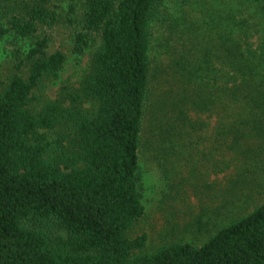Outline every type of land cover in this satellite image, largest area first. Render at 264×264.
Masks as SVG:
<instances>
[{
  "label": "trees",
  "instance_id": "obj_1",
  "mask_svg": "<svg viewBox=\"0 0 264 264\" xmlns=\"http://www.w3.org/2000/svg\"><path fill=\"white\" fill-rule=\"evenodd\" d=\"M81 1L73 50L99 44L79 84L40 100L37 91L66 61L43 36L18 55L0 90V264H264V202L200 245L149 250L147 234H134L146 212L140 151L149 114L145 145L166 165L188 147L214 159L216 172L227 160L214 155L225 151L236 160L242 150L244 171L264 159V44L252 46L247 22L216 8L201 22L163 18L155 45L153 21L166 0ZM238 1L264 17V0ZM4 2L18 10L9 26ZM50 2L0 0V42L9 31L35 36L58 22ZM184 179L198 196L214 186Z\"/></svg>",
  "mask_w": 264,
  "mask_h": 264
},
{
  "label": "rangeland",
  "instance_id": "obj_2",
  "mask_svg": "<svg viewBox=\"0 0 264 264\" xmlns=\"http://www.w3.org/2000/svg\"><path fill=\"white\" fill-rule=\"evenodd\" d=\"M217 1L221 3L216 5ZM72 4H75L76 8H72ZM3 5V20L9 26L11 16L18 10L12 3L4 2ZM50 6L59 14L58 22L40 25L35 36H19L14 31H9L0 42V90L18 69V55L25 56L36 37H48L49 52L60 49L66 54L60 76L46 82L42 89L37 91L40 100L55 99L61 87L66 84L77 86L84 73L89 70L99 40L93 42L81 54L73 50L75 32L81 27L82 1L51 0ZM164 6L153 21L155 45L159 44L161 36L165 34L161 23L163 18L166 22L181 19L187 22H201L208 15V10L216 14V8L219 14L230 11V15L237 21L247 22V29L250 30L249 42L252 46L264 44V17L261 8L256 10L251 4L238 0H166ZM154 48L157 54L163 50L160 46ZM149 119L150 114L145 120L140 151L141 192L146 212L134 233L147 234V249L153 250L163 243L177 240L200 245L221 226L264 202V159L251 163V170L244 171L239 161L242 150H238L240 156H237L236 160H232V153L225 151L224 156L221 153L214 155V158L227 160L224 164L227 167L216 172L214 159L206 161L204 155L193 153L188 147L183 155L171 156L168 166L163 162V157L157 158L158 153L153 146L145 145L150 136ZM207 138L209 137L205 134L199 142L204 152H207V146H210V141L205 140ZM195 165L197 167H194ZM190 176L214 184L212 190L208 188L211 192L196 195L192 187H186L187 180L184 177ZM203 190L200 188L198 191ZM206 205L211 207L204 212ZM198 217L202 218L203 222L211 220L210 226H203L197 220Z\"/></svg>",
  "mask_w": 264,
  "mask_h": 264
}]
</instances>
